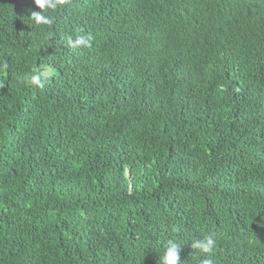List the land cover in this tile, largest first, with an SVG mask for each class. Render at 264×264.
I'll return each instance as SVG.
<instances>
[{
  "label": "trees",
  "instance_id": "1",
  "mask_svg": "<svg viewBox=\"0 0 264 264\" xmlns=\"http://www.w3.org/2000/svg\"><path fill=\"white\" fill-rule=\"evenodd\" d=\"M35 11L0 0V264H264V0Z\"/></svg>",
  "mask_w": 264,
  "mask_h": 264
},
{
  "label": "clouds",
  "instance_id": "2",
  "mask_svg": "<svg viewBox=\"0 0 264 264\" xmlns=\"http://www.w3.org/2000/svg\"><path fill=\"white\" fill-rule=\"evenodd\" d=\"M68 0H32V4L38 11L31 12L30 19L37 26H51L54 23L55 17L49 13V10L55 12L59 8H62ZM48 13V14H46ZM92 37L89 35L87 38L84 36L79 37L75 41H69L73 47L77 46H89V42ZM8 65H0V73L7 70ZM41 72L37 69L34 70L30 76L27 78L31 85L41 86ZM217 241L212 235H208L200 240H194L190 247L193 250H197L200 254H203L207 258L202 259L201 264H213L211 258L214 250L216 248ZM182 246L179 243L168 241L167 246L164 249L163 256L160 258L161 264H183L180 260V253L182 251Z\"/></svg>",
  "mask_w": 264,
  "mask_h": 264
}]
</instances>
